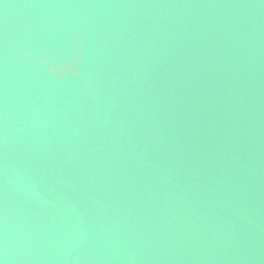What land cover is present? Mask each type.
I'll use <instances>...</instances> for the list:
<instances>
[{"label": "bare ground", "instance_id": "6f19581e", "mask_svg": "<svg viewBox=\"0 0 264 264\" xmlns=\"http://www.w3.org/2000/svg\"><path fill=\"white\" fill-rule=\"evenodd\" d=\"M0 264H264V0H0Z\"/></svg>", "mask_w": 264, "mask_h": 264}, {"label": "water", "instance_id": "95a60500", "mask_svg": "<svg viewBox=\"0 0 264 264\" xmlns=\"http://www.w3.org/2000/svg\"><path fill=\"white\" fill-rule=\"evenodd\" d=\"M257 13V12H256ZM258 18H260V14H258V15H256V19H258ZM249 20V19H248ZM228 192L229 191H227V193H226V196H230V194H228ZM231 197V196H230ZM229 197H227V199H228Z\"/></svg>", "mask_w": 264, "mask_h": 264}]
</instances>
